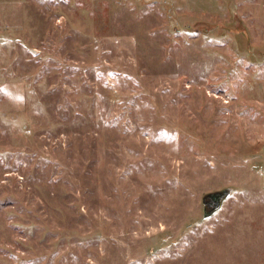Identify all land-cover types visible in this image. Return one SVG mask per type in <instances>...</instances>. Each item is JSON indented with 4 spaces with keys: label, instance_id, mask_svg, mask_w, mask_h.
<instances>
[{
    "label": "rangeland",
    "instance_id": "obj_1",
    "mask_svg": "<svg viewBox=\"0 0 264 264\" xmlns=\"http://www.w3.org/2000/svg\"><path fill=\"white\" fill-rule=\"evenodd\" d=\"M0 264H264V0H0Z\"/></svg>",
    "mask_w": 264,
    "mask_h": 264
},
{
    "label": "water",
    "instance_id": "obj_2",
    "mask_svg": "<svg viewBox=\"0 0 264 264\" xmlns=\"http://www.w3.org/2000/svg\"><path fill=\"white\" fill-rule=\"evenodd\" d=\"M230 194V189L226 188L220 191H215L211 193H207L203 196V206H204V214L205 218L211 216L215 211L221 207L222 202L227 198Z\"/></svg>",
    "mask_w": 264,
    "mask_h": 264
}]
</instances>
